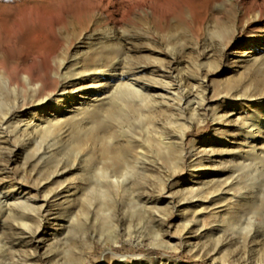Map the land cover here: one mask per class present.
I'll use <instances>...</instances> for the list:
<instances>
[{"label":"rangeland","instance_id":"obj_1","mask_svg":"<svg viewBox=\"0 0 264 264\" xmlns=\"http://www.w3.org/2000/svg\"><path fill=\"white\" fill-rule=\"evenodd\" d=\"M97 1L0 0V66L13 82L17 80L13 66L22 54L37 59V55L60 48L68 50L72 62L87 47L79 38L86 29L114 38L133 37L123 41V50L112 46L121 61L119 68L143 66L146 71L130 76L131 81L148 84L145 79L153 75L162 80L161 85H171L169 94L160 95L166 105L151 108L147 104L140 111L137 97L112 84L85 113L66 115L68 119L74 116L75 121L65 119L51 132L21 135L14 128L21 110H32L39 103L29 96L15 103L19 91L5 85L0 75V121L5 111L10 118L8 123H0V192L14 194L16 203L23 202L19 191L36 201L31 203L32 210L11 205L0 213V264H122L137 254L167 259L169 264L174 259L187 264H264V161L252 158L253 150L264 156V133L257 135L255 143L243 140L245 117L250 112L238 114L223 99L230 91L245 87L264 93V53L255 58L247 52L240 57L246 41L260 38L264 32L256 33L259 25L253 20L252 0L241 6L229 0H108L110 5L105 0L100 4L103 10L99 9L108 17L99 16V9L90 12ZM27 4L34 6L35 14L40 10L61 13L64 7L70 15L77 14V19L65 30L52 25V15L45 21L26 23L17 16ZM38 73L32 72L34 76ZM42 78L47 83L42 91L52 89L51 73ZM184 79L186 83L177 89ZM185 88L205 96L196 118H191L189 108H197L198 99L187 106L175 97L176 90L180 89L179 96ZM12 103L14 108L9 109ZM218 110L228 113L226 122L213 120L210 114ZM117 122L121 131H131L149 149L153 143L145 144L142 128L154 123L157 133L152 134L174 142L172 151L160 155L157 172L149 169L141 174L134 169L120 179L118 189L97 187L99 164L93 163L104 156L108 143L118 139ZM183 126L186 131L179 141ZM111 134L113 139H109ZM206 136L211 139L201 143ZM209 142L204 151L202 145ZM244 156L250 159H241ZM179 157L184 158L180 161ZM203 162L208 171L201 177L204 184L198 185L196 174ZM57 169L70 171L58 175ZM218 172L223 174L215 175ZM199 187H205L202 193ZM189 188L195 194L187 195ZM186 197L194 201L191 206L184 204ZM194 209L201 221L192 217ZM224 212L228 217L234 214L231 225L222 226ZM21 214L26 226L13 217Z\"/></svg>","mask_w":264,"mask_h":264},{"label":"bare ground","instance_id":"obj_2","mask_svg":"<svg viewBox=\"0 0 264 264\" xmlns=\"http://www.w3.org/2000/svg\"><path fill=\"white\" fill-rule=\"evenodd\" d=\"M104 1L105 0H98L96 5L93 8L91 6V8L93 10L90 12L93 14L95 12V9H99L102 6V5L100 6V4L104 3ZM107 1L108 0H106V2ZM229 1H233L238 6H241L243 4V1H246V0H229ZM252 3L254 4L253 20L256 24L259 25V29L256 31V33L259 34L264 29V0H252ZM107 4H109V1ZM87 6H89V5H87ZM88 8H90V7H88ZM91 8L89 10H91ZM102 10H103V8H102ZM19 11H21V10H19ZM87 12H89V11H87ZM98 13H99V16H101V17H103V16L108 17L107 13H104L103 11L101 12V9H99ZM108 13L110 14L111 12L108 11ZM56 14H58V16ZM19 15L20 16H17L19 18V20L22 19V21H24L26 23H31L35 20L40 21V22L45 21L47 15L48 16L52 15L53 16V18H51L52 19V25L54 27H56V29H58V30L59 29L65 30L66 27L69 26L71 21H74V19L75 20L77 19V14L70 15L68 13V11H66V8H64V7H62L61 13H53V12L47 13L44 10L43 11L40 10L39 14H35L34 13V6H32L30 4L24 5L22 7V11ZM105 20L109 21L110 19L106 18ZM13 22L15 23V20L12 19V23ZM113 22H114V20H113ZM85 31L80 33L79 38H82L86 41L87 47L84 48L82 51H79V54H81V55L78 54L79 56L76 57L72 62H70L68 60V56H69L68 50H67V52L66 51L65 52L59 51L60 48H59V50L57 49V50H53V51L48 52V54H46L45 56L37 55L36 56L37 59H34L28 53L22 54L19 57V59L14 63V66H13V68L15 70V71H13V73L16 72V75H17V80L15 79L16 81H13V82H11L13 80V78L11 80L7 76V74H9L8 71L0 66V75H3L4 84L5 85L9 84L14 91H19V93H20L19 97L17 96L14 98L15 103H17V101H23L26 98V96L33 98L37 103H39L32 110H29V111H26L25 109L21 110L20 118L17 121H15V123H14L15 124L14 128L16 129V132L19 131V134L30 135L31 133H33V132L35 133L38 131H41L43 133L53 131L65 119H66V121L71 119V117L69 119L67 118V116H66L67 114L74 113L73 115L75 117H77V116H80L81 114L85 113L87 111V108L91 106L92 101L93 100L94 101L99 100L101 98V95H103L106 92V89L112 84H116V88L118 90L127 91L133 97L134 96L137 97L136 106L139 108L140 111L143 107L144 108L149 107L147 104H149L151 108H157V107L159 108L162 105H166L162 96L165 94H169V91L171 90V85H169L168 83H167L168 86H166L167 85L166 83H164V85H161V84H163L161 82L162 80L159 81L158 79L153 77V75H151L152 77H147L145 79L147 82H149L148 84L139 83L137 81H131L129 79L130 76L134 77L135 75L146 71V68L143 66H137L135 68H129V69L126 68L127 70H125V69L123 70L122 68H119L121 61H119L117 59L118 57L114 56V52H116V51H112L113 50L112 46L116 45L121 50H123V48H124L123 47L124 44H122L123 41L124 40H126V41L132 40L133 37H121V36H119V37L114 38V37L108 36V35H98V34H94V33H87V31L86 32ZM130 36H132V35H130ZM135 38L136 37H134L133 41L135 40ZM79 41H80V39H79ZM98 41H101L100 45H98L96 43ZM222 48L224 49L225 47H222ZM172 50H173V47L170 48V54H171V56H173L175 58V55H174L175 53L173 54ZM117 51H118V53L121 52V51L119 52V50H117ZM247 52H250L251 55H253L254 57H255V55H257L259 53H264V32L262 33V36H260V38L258 36V38H252L251 40L246 41V44H244V51L240 57L243 58L244 56H246ZM173 57H172V59H173ZM233 58H235V57H231V59H233ZM45 63L49 64V66H47ZM68 67H71L70 70L65 71L66 68H68ZM33 70H35V71L37 70V72H39L38 75L36 74L37 76H34L32 74ZM9 71H10V69H9ZM5 72H6V74H4ZM48 72L51 73V76L53 79V87H52V89H50V90L46 89L47 91L45 92V90H44V92H43L42 90L45 89V87H46L45 85L47 83L44 82L42 75L45 73H48ZM152 72L153 73L159 72V70H153ZM47 76H48V74H47ZM186 79L179 81V84L177 85V89L186 83ZM192 87H193V84H192ZM257 87H258V85H257ZM187 88H189V86ZM187 88H185L183 90L182 94L179 93V94H181L179 96H178V91L180 89L176 90L177 93L174 92L175 97L177 98V100L179 101L180 104L184 103L187 106H191L192 100L197 98L198 99V102L196 105L197 108H195L193 106L189 108V110H190L189 113H190L191 118H196L197 116L200 115L198 113L199 109L201 107L203 108L205 105V98H204L205 96L198 95V93L195 91L196 89L194 90V89H187ZM240 89L241 88L234 89V90L230 91L228 93V95L224 94L227 97H225L223 99L225 100L226 104L227 103L229 104L227 106H230L232 110L238 111V114L250 112V116L245 117V123L243 126V133H244L243 140H246L247 143H255V141L258 140L257 135L264 133V93H259L258 90H256L258 93L254 92L256 89L255 87H254V91H253V89H250L247 87H245V89H243V91H240ZM160 95H162V96H160ZM158 97H161V99L159 100ZM233 98H235L236 100H232L230 102V99H233ZM72 101L74 103H73V105H70V103ZM75 104H77L76 107L74 106ZM12 108H14V103H12L9 106V109H12ZM219 110L214 111L210 115L213 116V120L215 122H220V123L226 122L228 117H229L227 115L228 113L225 114L226 111H224V112H222V114H219ZM115 116L118 118L119 114L117 113V115H115ZM73 117L69 121H75L76 119H74ZM22 118H25V120ZM120 118H122V116ZM138 118H140V117H138ZM9 120H10L9 111H5L4 116L1 117L0 123L1 124L8 123ZM196 120H199V118H197ZM12 124H13V122H12ZM142 124H143V122H142ZM184 125H186V124H184ZM186 126L181 127V133L179 134L180 139L177 138V139H179V141L181 140V138L185 134ZM121 127L122 126L120 125V122L119 123L117 122L116 123V128H117L116 138L118 137V139H115L113 144L108 143V145H110V146H106L105 148H103L104 149L103 150L104 156L99 157L98 160H96L93 163L94 165L96 164V167H97V164H99V167H97V170L95 171V175L97 176V181H96L97 183L96 184L98 186L96 184H94L95 187L96 186L97 187H103V188L112 187V188L118 189L120 187V181H121L120 179L126 173H128L134 169L136 171L139 170L141 174L148 171L149 169L152 170L153 172H157L158 169L161 167V164L159 163V160L161 159L160 155L162 153L165 154V153H169L170 151H172L171 146L174 142L169 141L165 138L159 139L158 137H156L154 134L157 132H156V129H154V123H152V122L149 124H146L144 126V128H142L143 132L145 133V136L147 138L146 142L148 141V142L153 143V144H151L152 146L150 147V149L147 147V146H150V145H147L150 143H148V142L145 143L147 146L142 145L141 142L139 141V139L131 134V131L126 130V129L121 131ZM152 133H154V134H152ZM113 135L114 134L109 135V139H113L115 137ZM210 139H211L210 136H206L205 139L203 141H201V143H206V141L210 140ZM144 142H145V140H144ZM142 143H143V140H142ZM209 145H210V142L202 145V148H204V151L207 150L206 147ZM115 147H117L116 149H119L118 152L114 151V150H116ZM250 148H252V149L254 148L252 146V144H251ZM179 149L180 150H178V151L180 154L178 152L177 153H178V155H181L182 148L180 147ZM209 150H211V149H209ZM149 151H151L152 155H148V154H150V153H148ZM43 152L44 151H42L41 153H43ZM44 153H46V152H44ZM179 158L181 159L180 161H182V158H184V157H179ZM252 158H254L255 160L257 159L258 162L264 161V156L256 153L255 150H253V157ZM241 159L248 160L250 158L244 156V157H241ZM181 163L182 162H180V164ZM207 169H208V167H207V164H205V162L200 164V168L196 174L198 185L204 184L201 177H202V175L207 173V171H208ZM58 170L59 169H57L56 172H59ZM69 171L70 170H63L57 174L58 175H64V174L68 173ZM221 174H223V172H218L215 175L220 176ZM191 181H193V180H191ZM141 183H143V182H141ZM193 184L194 183H192L191 186H193ZM134 185H136V184H134ZM134 185H132L133 188H134ZM130 188H132V187L130 186ZM142 188H144V187H142ZM203 188H205V187H203ZM202 189L200 188L199 192ZM188 191H189V194H187V195H189V196H190V193L191 194L194 193V191L191 190L190 188L188 189ZM205 192H206V190H205ZM221 192L222 191L220 190L219 195H221ZM201 193H202V191H201ZM9 194L11 196H9ZM9 194H3L0 192V213L3 211L4 208L6 209V207H9L11 205H13V206L18 205V207H21V208L23 207V208L31 209V210L35 208L31 204V203H36V201L33 199V197L32 198H28V197L25 198L24 195L22 194V192L19 191L18 195L22 196L23 199H21V200L23 202L16 203L14 200L15 195L12 193H9ZM183 195H184V193H183ZM184 196H186V195H184ZM191 197H194V195H191ZM186 198H183V199H186ZM10 199L14 200V202H9ZM199 201H200V199H199ZM192 203H194V201H192L191 199L189 200L188 198L184 202L185 205H190ZM143 204H144V202H143ZM204 205L206 206V204H204ZM37 208H36V210H37ZM41 208H42V206L38 208V211H40ZM197 213H198V210L194 209L192 211V217H195L199 221H201L202 220L201 215L197 214ZM226 214H227V212H224L221 215V216L225 217V218L222 217V219L220 220L221 224H223L222 226H225L227 224L231 225L232 222L235 220L234 214L231 215L230 217L226 216ZM21 215L19 217H17V216H13V217L17 218V220L19 221V223L21 225L26 226V223H24V221H23L25 219L24 215L23 214H21ZM130 234L131 233H129V235ZM127 235L128 234H126V236ZM158 236H159V234L157 235V237ZM110 238L113 239L114 241H116L118 237L112 236ZM131 238H133V237H131ZM1 248L2 247L0 245V251L2 250ZM109 252H112V251H109ZM144 256L138 255V254L137 255H130L128 257V261L125 263H122V264H169L170 263L169 260H167V259H165L166 261H164V259L162 260L160 258H158V259L156 258V260H154V259H152L153 257L152 258H146ZM147 257H149V256H147ZM171 262H172V264H187V263H183L182 261H179L176 259L171 260ZM120 263H121L120 261H116L115 264H120ZM243 263H246V262H243Z\"/></svg>","mask_w":264,"mask_h":264}]
</instances>
